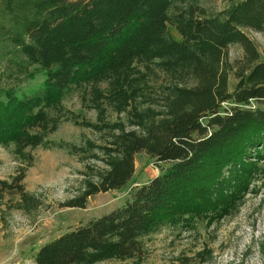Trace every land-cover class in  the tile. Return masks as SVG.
Instances as JSON below:
<instances>
[{"label": "trees", "instance_id": "1", "mask_svg": "<svg viewBox=\"0 0 264 264\" xmlns=\"http://www.w3.org/2000/svg\"><path fill=\"white\" fill-rule=\"evenodd\" d=\"M187 1L0 0V19L11 25L7 29L0 23V40L20 48L27 64L44 75L29 94L3 91L2 145L20 151L40 143L43 135L30 130L56 125L46 109L56 110L65 93L81 84L124 75L138 57L159 59L169 69L188 67L193 79L192 86L171 90L160 116L133 114L138 121L131 125L141 132L122 130L120 147L103 148L111 156L108 171L64 206L84 208L92 195L121 190L134 174L138 153L166 167L134 187L123 206L39 247L35 264L139 256L144 236L168 221L231 200L254 169L246 159L257 154L258 145L264 150V60L244 29L264 32V0H224L214 15L189 6L181 19L182 39L174 41L167 32L168 13ZM232 44L242 49L233 63L228 61ZM231 71L236 83L229 92ZM251 101L258 106L242 108ZM223 103L234 106L221 113Z\"/></svg>", "mask_w": 264, "mask_h": 264}, {"label": "rangeland", "instance_id": "2", "mask_svg": "<svg viewBox=\"0 0 264 264\" xmlns=\"http://www.w3.org/2000/svg\"><path fill=\"white\" fill-rule=\"evenodd\" d=\"M189 6L214 15L224 8L225 1L189 0L175 5L168 13L170 39H182L181 19ZM3 24L10 29L9 22ZM244 32L264 60V32ZM241 56L239 45L229 46V62ZM129 68L120 77L72 88L56 110L46 109L56 125L52 130L51 122L45 131L30 130L43 135L40 143L20 151L13 144H0V264H35L33 255L39 247L123 206L134 187L148 183L166 167L138 153L134 174L121 190L92 195L84 208L64 206L79 196L87 183L99 182L108 171L111 156L103 148L120 147L122 130L141 132V127L131 125L136 120L133 114L160 116L174 87L193 85L188 67L169 69L156 58L138 57ZM43 78V72L27 64L20 48L7 38L0 40V99L4 100L2 94L7 89L29 94L38 89ZM228 83L231 92L236 83L232 71ZM232 106L223 103L220 112ZM257 106L251 101L242 108ZM260 108L264 110V105ZM258 149L260 145L257 154L246 159L253 162L254 169L231 200H219L216 207L158 226L142 238L139 256L110 257L90 264H264V150ZM16 177L21 181L16 182ZM17 186L22 187L24 196L15 192Z\"/></svg>", "mask_w": 264, "mask_h": 264}, {"label": "bare ground", "instance_id": "3", "mask_svg": "<svg viewBox=\"0 0 264 264\" xmlns=\"http://www.w3.org/2000/svg\"><path fill=\"white\" fill-rule=\"evenodd\" d=\"M264 200V199H263ZM262 203H263V201H262Z\"/></svg>", "mask_w": 264, "mask_h": 264}]
</instances>
